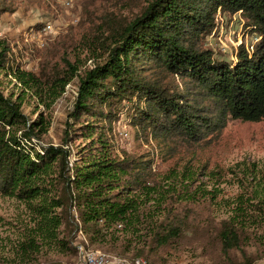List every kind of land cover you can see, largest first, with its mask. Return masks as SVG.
I'll return each instance as SVG.
<instances>
[{
	"label": "trees",
	"instance_id": "trees-1",
	"mask_svg": "<svg viewBox=\"0 0 264 264\" xmlns=\"http://www.w3.org/2000/svg\"><path fill=\"white\" fill-rule=\"evenodd\" d=\"M7 4L0 0V16ZM236 13L259 40L250 49L241 44L228 61L205 43L219 16ZM86 34L91 55L100 51L103 59L81 75L68 60L64 70L42 64L38 74L22 71L11 64L9 41L0 38V73L46 109L78 77L67 129L84 140L72 163L69 132L61 146L40 145L50 123L42 113L31 120L21 111L20 95L13 99L0 91V196L24 203L30 215L12 252L15 264H38L43 247L71 250L59 229L71 224L72 210L100 237L147 230L158 246L172 243L187 230L188 204L213 193L197 176L223 171L205 174L194 151L216 140L229 121L264 118V0H144L137 14L103 18ZM124 110L140 137L163 143L169 160L193 154L160 174L149 156L118 152L108 132ZM246 171L255 175L253 186L241 185L258 201L257 214L242 203L221 222L225 254L237 247L241 228L264 221V174L254 164Z\"/></svg>",
	"mask_w": 264,
	"mask_h": 264
},
{
	"label": "rangeland",
	"instance_id": "rangeland-1",
	"mask_svg": "<svg viewBox=\"0 0 264 264\" xmlns=\"http://www.w3.org/2000/svg\"><path fill=\"white\" fill-rule=\"evenodd\" d=\"M68 1L70 6L64 3ZM6 10L0 16V38L10 43V60L20 70L38 74L41 65L65 68V61L74 63L81 75L86 69L102 60V53L92 56L87 49L90 31L101 25L102 19L114 15L126 17L137 14L144 0H6ZM239 13L224 15L217 19V27L207 37L205 47L216 56L233 60L238 47L243 44L250 49L259 37L245 29ZM50 25L51 29H43ZM64 70V69H61ZM78 77H74L65 92L46 109L22 87L12 76L0 73V91L16 99L20 95L21 111L31 120L39 113L50 123L48 130L38 137L42 146H61L64 133L69 132L71 140L66 143L71 151V161L76 157L84 140L72 136L67 129L71 124L76 98ZM128 111L112 123L108 132L118 152L130 155L149 156L158 173H165L180 167L193 153L177 154L169 160L162 142L145 141L129 123ZM127 134L124 136V134ZM176 153V152H175ZM174 153V154H175ZM200 166L211 170L222 169L220 176H197L204 190L212 191L197 204H188L183 214L188 227L177 240L165 246H158L149 232L130 237L123 233L100 237L87 231L72 210L71 224L59 229V238L69 241L71 250L58 252L43 247L38 255V264H84L79 247L84 251L98 252L114 264H264V221H253L239 231L235 249L226 254L220 242V224L231 216L236 206L250 208L258 203L251 199L248 188L253 186V175L246 167L256 165L264 174V118L260 122L229 121L219 137L199 146L194 151ZM183 155V156H182ZM182 156V157H180ZM210 176V175H209ZM259 177V175H258ZM198 182L194 184L196 186ZM243 198L238 201V195ZM147 218L149 216L147 215ZM30 219L26 205L13 198L0 196V264H15L12 252L25 224ZM147 232V233H146Z\"/></svg>",
	"mask_w": 264,
	"mask_h": 264
},
{
	"label": "built area",
	"instance_id": "built-area-1",
	"mask_svg": "<svg viewBox=\"0 0 264 264\" xmlns=\"http://www.w3.org/2000/svg\"><path fill=\"white\" fill-rule=\"evenodd\" d=\"M66 6H70V3L68 1H65L64 3ZM51 29L50 25H46L44 27V31L47 32ZM127 134L125 133L124 136ZM72 163V161H71ZM79 251L82 254V259L84 261V264H114L113 262H110L104 254L98 253V252H89L84 251L83 247H79ZM136 264H146L143 260H137Z\"/></svg>",
	"mask_w": 264,
	"mask_h": 264
}]
</instances>
